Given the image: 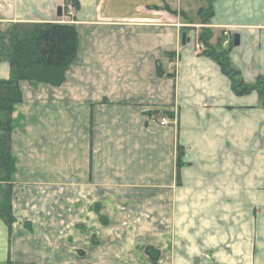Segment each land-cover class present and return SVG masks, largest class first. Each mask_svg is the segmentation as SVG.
I'll list each match as a JSON object with an SVG mask.
<instances>
[{
	"label": "crops",
	"instance_id": "obj_1",
	"mask_svg": "<svg viewBox=\"0 0 264 264\" xmlns=\"http://www.w3.org/2000/svg\"><path fill=\"white\" fill-rule=\"evenodd\" d=\"M208 7L0 0V24L21 38L70 23L79 39L61 87L20 83L0 264H264V108L235 95L199 41L203 29L214 46L238 35L232 65L264 81V0H216L207 26ZM10 77L0 63V82Z\"/></svg>",
	"mask_w": 264,
	"mask_h": 264
},
{
	"label": "trees",
	"instance_id": "obj_2",
	"mask_svg": "<svg viewBox=\"0 0 264 264\" xmlns=\"http://www.w3.org/2000/svg\"><path fill=\"white\" fill-rule=\"evenodd\" d=\"M210 4L208 16L202 19L208 24L213 18L212 4L216 0H206ZM203 17V15H202ZM201 17V18H202ZM187 30V29H185ZM212 33L203 29L199 35L203 48L200 55L210 58L219 65L223 75L229 78L232 90L239 97L257 93L261 107L264 108V81L246 84L241 73L232 65L229 52L232 45L224 46L223 40L217 46L211 44ZM78 33L72 24H42L36 26L28 38H21L16 27H9L0 32V62H8L11 67L9 80L0 82V220L9 230L15 223L12 208L13 165L11 153L12 114L14 108L23 102L20 83L23 81L38 85L61 87L66 81V73L78 56ZM160 76H164L161 66ZM177 168L183 164V150L179 148ZM146 255L153 262H158L160 254L153 248L146 249Z\"/></svg>",
	"mask_w": 264,
	"mask_h": 264
},
{
	"label": "rangeland",
	"instance_id": "obj_3",
	"mask_svg": "<svg viewBox=\"0 0 264 264\" xmlns=\"http://www.w3.org/2000/svg\"><path fill=\"white\" fill-rule=\"evenodd\" d=\"M69 7H75L74 5H72V3H69V4H67ZM209 8L210 7H208L206 10H203L202 11V14H201V17H202V15H203V17L201 18V20L204 18V17H206V16H208V12L210 11L209 10ZM200 11V10H199ZM71 12H73V13H75V9H71ZM74 17V16H73ZM11 26H13V27H15L13 24H0V32H5V31H7V29L9 28V27H11ZM207 26H208V24H207ZM202 31V30H201ZM200 31V32H201ZM223 44H224V41H223ZM233 45V44H232ZM217 46V45H216ZM225 46V45H224ZM230 46V45H229ZM228 47V46H227ZM4 62V61H3ZM0 63H2V62H0ZM163 120V119H162ZM12 121H13V114H12ZM14 122V121H13ZM13 129H12V134H13V130H14V125H13V127H12ZM12 134H11V142H12ZM11 153H12V150H11ZM12 187H13V179H12ZM1 198H3V196L1 195V197H0V199ZM12 200H13V189H12ZM13 202V201H12ZM12 208H13V206H12Z\"/></svg>",
	"mask_w": 264,
	"mask_h": 264
},
{
	"label": "water",
	"instance_id": "obj_4",
	"mask_svg": "<svg viewBox=\"0 0 264 264\" xmlns=\"http://www.w3.org/2000/svg\"><path fill=\"white\" fill-rule=\"evenodd\" d=\"M62 16H63V13H62V9L60 8V9L58 10V17H59V18H62ZM186 43H187V34H186V33H183V35H182V44H183V45H186ZM239 45H240V38H239L238 35H236V36L234 37V43H233V46H234V47H239Z\"/></svg>",
	"mask_w": 264,
	"mask_h": 264
},
{
	"label": "built area",
	"instance_id": "obj_5",
	"mask_svg": "<svg viewBox=\"0 0 264 264\" xmlns=\"http://www.w3.org/2000/svg\"><path fill=\"white\" fill-rule=\"evenodd\" d=\"M71 7H69L68 6V9L67 10H69V12H71ZM185 27H190L189 25H187V26H185ZM231 43H232V38L229 36V34L226 32L225 34H224V45L225 46H229V45H231ZM161 126H166L167 125V122H166V120H162V122H161V124H160Z\"/></svg>",
	"mask_w": 264,
	"mask_h": 264
}]
</instances>
